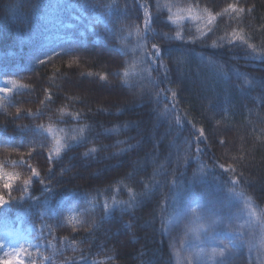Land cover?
I'll use <instances>...</instances> for the list:
<instances>
[{
    "label": "trees",
    "instance_id": "obj_1",
    "mask_svg": "<svg viewBox=\"0 0 264 264\" xmlns=\"http://www.w3.org/2000/svg\"><path fill=\"white\" fill-rule=\"evenodd\" d=\"M112 2L0 0V89H11L0 92V126L14 140L0 143V194L9 201L7 210L0 211V261L82 264L84 256L95 264H169L171 257L174 264L167 235L159 233L158 215L155 220L152 216L160 194L123 213L124 205L115 201H129V189L139 193L152 188L165 171L169 179L173 171L179 176L189 157L188 177L198 166L212 173L211 165L217 164L219 180L209 175L202 184L215 188H230L226 181L231 173L218 164L235 167L243 175L231 188L264 211V0H146L153 14L147 32L143 9L135 6L145 0H118L121 9L129 6V18L114 27L131 25V36L125 31L112 37L101 23L89 31L73 19L84 15L85 20L101 16L111 21L115 13L99 5ZM59 18H67L64 22L73 27L61 28ZM178 33L183 40L177 39ZM121 35L126 47L120 44ZM238 36L248 44L241 45ZM153 44L163 58L155 64L147 62ZM161 65L171 70L169 80L163 79ZM124 68L128 77L122 74ZM88 73L106 75L107 81ZM173 90L178 93L175 114ZM29 111L34 115H27ZM198 129L204 137L197 144ZM21 136L24 146H19ZM72 136L84 140H69L71 149H62L57 158L56 140L64 144ZM45 141L40 149L38 144ZM129 144L135 147L129 149ZM197 147L203 153H196ZM21 159L40 172L51 193ZM49 166L52 180L46 178ZM9 177L12 187L5 189ZM25 180L31 181L27 187ZM104 201L115 211L106 213ZM174 217L169 207V219ZM17 241L25 249L19 257L12 252ZM231 262L257 264L245 255Z\"/></svg>",
    "mask_w": 264,
    "mask_h": 264
},
{
    "label": "snow or ice",
    "instance_id": "obj_2",
    "mask_svg": "<svg viewBox=\"0 0 264 264\" xmlns=\"http://www.w3.org/2000/svg\"><path fill=\"white\" fill-rule=\"evenodd\" d=\"M100 7H104L108 13L115 15L112 16L111 21L105 20L104 23L107 26L106 31L108 35L112 37H116L117 33L123 34L125 31H127V34L129 36L132 35L131 31V25L121 27L117 29L114 27L116 24L122 23L124 20L129 18V11L128 7L125 6V8L121 9L120 4L118 3V0H113L112 3L110 4H103L99 5ZM138 9H143V16H142V22L144 26L145 32L149 31L151 29V25L153 24V14L149 11V5L147 4L146 0L143 3H139L135 5ZM86 8H96L98 5L95 4H87L85 5ZM157 9L159 10V4L157 3L156 5ZM230 8H233V6H229ZM234 11L242 12L243 9H237L233 8ZM141 17H137V19H140ZM158 18V17H157ZM171 17H169V20ZM209 23H211V18L209 19ZM211 31V29H209ZM136 33L137 35L140 34V29L137 26L136 27ZM233 35H236L235 32ZM141 39H146V37H141ZM177 39L183 40L184 37L180 36L179 33L177 34ZM237 39L240 40L241 45H246L248 44L247 40L244 39L243 36H238ZM191 42L195 43V40H192ZM230 44L235 45L236 41L235 40H229ZM120 44L124 47H126L125 44V39L121 35L120 38ZM142 46V45H141ZM215 47V43L212 45ZM70 47H72L70 45ZM152 49L154 51V54H149L150 58L147 62L151 64H155L157 60L162 61V57L160 56V48L158 45L153 44ZM248 47H251L253 51H256V46L255 45H248ZM123 50V48H122ZM69 49H64V54H68ZM41 63H44V61H40ZM210 63H214V61H210ZM160 67H163V79L164 80H169L170 76V69H168L166 66L161 65ZM153 70H159V68L153 69ZM177 71H179V68H177ZM233 71H236L233 69ZM123 76L128 77L130 75V72L128 68H124L123 70ZM87 75L92 76L96 75L99 77L100 80L107 81V76L106 75H101L99 73L93 74V73H88ZM116 76H120L121 72L115 73ZM225 76H227V72L224 73ZM236 75L239 77L241 74L236 71ZM15 84V82H11ZM123 84L128 85L129 81L125 79L123 81ZM130 86V85H129ZM21 87H26L24 85H21ZM11 89L9 88H2L0 89V92H10ZM165 91V90H162ZM166 95V91H165ZM177 95L178 93L176 91H171V102H172V112L175 114L176 112V105L178 103L177 100ZM48 99L51 100V94L48 95ZM20 110L17 109V114L19 115ZM27 115H34L30 111L26 113ZM77 118H79V114H77ZM174 120L177 118L175 115L173 116ZM39 129H42V125H37L36 126ZM171 127V125H169ZM23 128H21V131L23 132ZM49 132L52 131L51 128L48 129ZM83 132V129L80 130ZM204 137L203 129H198L197 134H195V143H199L201 141V138ZM55 139V137H53ZM69 140L76 142L79 144L81 140H84V138L81 136L79 139L77 136H72L69 137L65 140L64 144H61L59 140H56V149H55V155L57 158L60 156V152L62 149H71L72 144L69 143ZM0 143L3 144H11L14 143L13 138L9 137L6 131L2 126H0ZM27 143L29 145H36V141L28 140ZM117 143H123L121 141H117ZM158 143H154L153 149L154 152L156 151L158 147ZM221 144L224 143V141H220ZM25 144V138L21 136L19 146H24ZM46 146V141L45 142H40L38 144V147L40 149H43ZM129 149L134 148L135 145L129 144L128 145ZM32 151H36V147L32 148ZM91 152H96L95 148L90 149ZM122 151H125L122 149ZM203 149H200L197 147L195 149L196 153H203ZM85 156L88 155V153L84 154ZM119 155V153L117 154ZM171 155V154H169ZM29 158L32 157V152L30 151L28 153ZM48 163L51 165L53 161V154L49 152L48 154ZM189 158H186L184 161V168L185 172H181L179 176L176 175L175 171L172 173V178H168V172H164V179L156 182L152 188H147L145 191H141L139 193H132V189H129V192L132 194L131 198L129 201H115L117 204H122L124 207L120 208V211L123 213L125 211H128L129 209L135 210L138 209L142 206V204L145 202V200L151 198L154 196L156 193H159L162 199L157 203V208L153 211V220L156 219L157 215L159 218V223H160V228H159V233L161 237H164L165 235L171 237L172 233V225L173 223L175 224H181L184 222V220L188 221L189 225H198V229L192 230L188 227V225H185V233L188 234L189 232H195L197 234V239H199L198 233L199 232H204V233H209L212 235V237L215 239L218 237L219 233L216 232L217 226L219 223H222L224 220H228L231 222L233 219V212H232V206L230 205V202L227 200H214V199H206L203 193L197 192L196 187L198 185H202L208 182V177L211 175L213 180H219V177L215 175V169L217 168V164L211 165L213 172L209 173L206 171L207 166H198L195 170L192 171V175L190 177L186 176V171L189 167L188 160ZM171 163V161H169ZM177 164L179 165V160L176 161ZM235 163H241V161H234ZM21 164H24L26 167L29 168L31 174L37 178L38 182L40 184L44 185V190L45 192L51 193L53 189L49 187L48 184H44V178H41V174L38 170L35 168H32L30 164H27L26 161L21 159L20 161ZM134 164L136 162H133ZM163 167V165H161ZM218 167L220 169H223L224 172L226 173H231V175L228 177V180L226 181L229 183L230 191H233L234 189L231 188V185H236L240 183V178L242 177L243 173H239L237 175V169L233 167L232 165H229L227 168L225 167L224 164H218ZM55 174L52 171V168L49 166L48 167V175L47 179L52 180L54 179ZM154 178V174H153ZM12 180L13 177H9V182L4 184L5 189H11L12 187ZM30 180H25L24 181V187H27L28 184L30 183ZM167 188V193L164 192V189ZM70 191H75L71 190ZM100 195V190H97V196ZM9 205V201L5 199V196L3 194H0V211H6L7 206ZM102 209L106 210V213L108 212H114L115 209L113 206L109 205L107 201H104L101 204ZM169 207L173 209V212L175 213V218L169 219ZM179 207L181 208V211L176 213L175 210L176 208ZM254 215V212L252 210H249V216ZM101 220H104V216L100 217ZM47 227V226H46ZM225 227L230 228V223L226 225ZM50 230V229H49ZM227 235L229 236V244H232L233 246H236V241L238 238H241V234L239 232L232 233L228 232ZM41 237L38 235L36 237L37 240H39ZM0 243H3V240L0 239ZM219 243L223 244V241L220 240ZM11 247V245H9ZM227 245H224L223 248H221L219 255L224 258L221 260V264H232L231 260L225 258V252L227 249ZM25 249L23 248L22 245L19 244V242H16V246L12 248V252L16 254L19 257L20 253H23ZM81 261L82 264H95V262L90 261L87 257L81 256ZM0 264H11V261L9 260H3L0 261ZM19 264H24V261L21 259L19 261ZM30 264H35L34 260H30ZM73 264H76L75 261H73ZM169 264H171V257L169 258Z\"/></svg>",
    "mask_w": 264,
    "mask_h": 264
},
{
    "label": "rangeland",
    "instance_id": "obj_3",
    "mask_svg": "<svg viewBox=\"0 0 264 264\" xmlns=\"http://www.w3.org/2000/svg\"><path fill=\"white\" fill-rule=\"evenodd\" d=\"M95 21L85 20L84 15L73 16L79 27L92 30L93 24L101 23L104 26V19L101 16H96ZM59 20V21H58ZM67 18L57 19V23L61 28L73 27L67 22ZM177 20V19H176ZM182 21V20H181ZM57 23L55 26L57 28ZM75 26V25H74ZM77 32H82L78 30ZM197 192L203 193L206 199L227 200L232 206L233 219L231 222L224 220L219 223L216 232L219 233L217 238H213L211 234L199 232L185 233V225L192 230L198 229V225H189L187 220L181 224L173 223L171 237L167 236L174 264H221L224 259L219 255L221 248L227 245L225 258L235 261L237 257L242 255L248 258L253 257L257 264H264V211L254 208L240 194L224 188H215L213 186L200 185ZM249 210L254 212V215L249 216ZM181 211V209H180ZM179 211V212H180ZM175 218V217H174ZM173 218V220H174ZM230 223V228L225 227ZM228 232L241 234V238L236 241V246L229 244ZM222 240L223 244L219 243Z\"/></svg>",
    "mask_w": 264,
    "mask_h": 264
},
{
    "label": "bare ground",
    "instance_id": "obj_4",
    "mask_svg": "<svg viewBox=\"0 0 264 264\" xmlns=\"http://www.w3.org/2000/svg\"><path fill=\"white\" fill-rule=\"evenodd\" d=\"M206 186H211V185L208 184V185H206ZM172 258H173V256H172Z\"/></svg>",
    "mask_w": 264,
    "mask_h": 264
}]
</instances>
